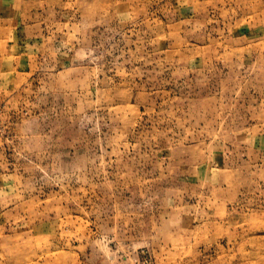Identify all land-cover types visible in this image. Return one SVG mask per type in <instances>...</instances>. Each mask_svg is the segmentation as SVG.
<instances>
[{
	"label": "rangeland",
	"instance_id": "374dc122",
	"mask_svg": "<svg viewBox=\"0 0 264 264\" xmlns=\"http://www.w3.org/2000/svg\"><path fill=\"white\" fill-rule=\"evenodd\" d=\"M0 264H264V0H0Z\"/></svg>",
	"mask_w": 264,
	"mask_h": 264
}]
</instances>
